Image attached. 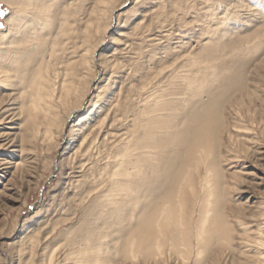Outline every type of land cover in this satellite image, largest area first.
Instances as JSON below:
<instances>
[{
  "label": "rangeland",
  "instance_id": "obj_1",
  "mask_svg": "<svg viewBox=\"0 0 264 264\" xmlns=\"http://www.w3.org/2000/svg\"><path fill=\"white\" fill-rule=\"evenodd\" d=\"M34 3L50 9L51 28L32 11L21 15L19 34L2 50L15 52L19 40L23 57L29 44L40 46L19 71L26 88L11 81L0 86V264H74L97 258L98 247L102 264H146L136 252L130 259L128 236L114 240L135 226L142 208L115 211L104 195L114 191L120 208V188L137 181L142 194L160 180L156 175L173 172L181 91L189 81L209 79L213 94L241 81L249 96L223 105L217 142L208 134L199 175L186 180L194 187L183 196L190 212L184 219L191 222L187 249L179 247L180 256L165 248L159 264H264V0ZM13 11L0 0V33ZM39 70L56 88L79 87L86 76L80 110L50 140L43 127L36 133L27 123L32 90L26 83ZM145 100L162 105L144 116ZM211 157L218 164L220 221L202 247L190 234L199 224L201 179Z\"/></svg>",
  "mask_w": 264,
  "mask_h": 264
},
{
  "label": "bare ground",
  "instance_id": "obj_2",
  "mask_svg": "<svg viewBox=\"0 0 264 264\" xmlns=\"http://www.w3.org/2000/svg\"><path fill=\"white\" fill-rule=\"evenodd\" d=\"M8 1L9 5L13 7L14 11L6 18L7 32L0 33V86L2 87L7 86L9 81L15 84L21 83L22 80L21 78H19V71L22 73V71L24 70V63L27 62L29 65L33 63L31 57L29 56L34 53L36 47L40 49V46L36 43L29 44L27 46L28 49L24 54H27L28 52L29 53L23 57H19L18 40L15 52L6 54L4 51H2L5 47H7L6 43H10V41L13 40L12 36H16L19 34L20 22L18 18H20L21 15H25L32 11L33 17H42V21H44L43 28H51L52 24L50 9H46L40 5L39 7H35L36 3H34V0ZM39 21L40 20L38 19V22ZM33 36L35 37V35ZM22 59L23 62L20 63ZM11 73H14V76H11ZM85 77L86 76L81 79L80 84L82 85L72 89L71 86L64 83L59 84L56 88L55 84H53L49 78L44 77L42 70H39L38 73L33 74L26 83L29 84L28 88L32 90L31 93L27 94V98L29 99L28 103L30 105H28V107L26 108L30 110L27 118V123L30 125L31 130L37 133L40 132V129L43 127V138L46 140H50L53 136L54 128L58 127L59 124L63 120H65V118L66 120H68L71 115L80 110L81 103L84 101L83 83L86 80ZM231 83L232 84L230 86H227L221 93L215 94H213V91H210L209 88H207L210 85V79L206 82L189 81V83L183 87V91H181V93H183L184 98L181 99L180 104L183 105L182 111L184 112L183 114H181L182 119L179 121L177 127V136L176 138H174V146L176 148L177 156L175 168L178 167V170L171 167V169H173V172L171 173L169 172V167L167 173L164 172V174L161 176L156 175V179L160 178V180H155L150 186H147L146 188L144 187V191L142 194L139 189L140 186L138 184H135L137 181H132L134 182L132 185L128 184V186H126L125 188H120L123 189L121 192L123 196L121 197L119 204L120 208L115 202L114 196L116 194H114V191L112 193V196H110L108 193L104 195L105 198L109 199V202H112L115 211H119L120 209H123L125 207H133L134 211L137 206H140L142 208L141 217H137L138 219H135V226L132 227L131 225L133 229H131L130 225H128L130 223L129 222L127 224L128 226H126L125 229H122V233L119 234L120 236H117L118 238H116V236L114 235V240H120L121 238H125L128 236L127 239H125V243L127 245L130 244V259L134 257L133 254H135L134 252H136L144 259V262L146 264H159V262L163 261L162 257L164 256L163 254L165 248H167L169 252H173L180 256L181 249L179 247H184V249H187L186 245L184 244V239L188 237L187 226H189L191 222L189 221V219H184V215L186 214V212H190L183 206V196L187 192H193L194 187L191 182L188 183L186 182V180L187 178L188 180L190 179L189 176L191 174L198 173L201 164L200 161L205 157L206 154V149L204 147L208 142L206 141L208 134L210 135L208 137L211 138L214 143L217 142V133L223 126L221 117L223 105L232 98L234 99V101L241 103L242 97L244 95L243 92L245 93V96H249V94L246 93L245 86L241 81H232ZM20 86L23 89L26 88L22 85V83ZM207 92L210 93V97L206 96L209 97L206 98V101H203L205 99H200V96H202L204 93L208 94ZM161 105L162 104L158 102L151 104L150 101L145 100V103L143 104L144 116H146L148 113L153 112ZM60 115H64L65 117L59 118ZM145 129L148 130L149 125H145ZM143 134L145 136L146 132H144ZM211 140L209 139V141ZM152 152L154 151L152 150ZM210 161V164H205V174L201 179V191L203 196L201 204L198 207V211L200 214L199 224H195V234H190L195 235L196 238H194L197 239L198 243L200 244V246L202 245V247L203 245H206V241L210 233L209 230H211L214 226L218 227L220 221V216L218 217L219 201L216 199L217 195L214 191L215 185H217L218 164L216 162V159L212 157ZM138 167L139 165H137V168ZM137 168L136 170L139 169ZM139 172L140 171L138 170V173ZM197 175H199V173ZM108 192H110V190ZM130 197H133L134 200L131 201ZM213 201L215 202L213 203ZM108 207H110V205ZM189 208L190 207H188L187 209ZM194 209L195 208L191 209V211H194ZM216 215L217 219L214 221ZM132 218L130 220H132ZM112 220L114 219L112 218ZM109 227L110 226H108V228ZM213 232L214 229L212 233ZM167 241L169 242L168 247H166ZM120 242L121 241H119V243ZM89 244L91 245L92 243ZM126 244L124 246H127ZM73 245L74 244L72 243V245L70 246L72 247ZM92 248L90 247V249ZM117 248L120 249V246H118ZM100 254H103V248L98 247L94 254V256H98L97 258L93 257L91 261L88 257V259L84 257L85 260L81 257V259L78 260H76L77 258H74L76 260L74 264H102V257L100 256ZM200 254L201 251H198L197 256ZM68 257L69 256H67V258ZM89 257L91 258V256ZM68 260L69 259H67V261ZM67 264H69V262Z\"/></svg>",
  "mask_w": 264,
  "mask_h": 264
}]
</instances>
